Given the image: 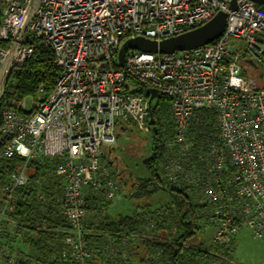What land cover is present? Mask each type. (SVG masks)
<instances>
[{
	"label": "built area",
	"instance_id": "2783aa9c",
	"mask_svg": "<svg viewBox=\"0 0 264 264\" xmlns=\"http://www.w3.org/2000/svg\"><path fill=\"white\" fill-rule=\"evenodd\" d=\"M231 2L0 0V99L11 70L28 61L36 47L51 51L59 71L49 95L40 88L29 109L20 100L14 110L1 112L0 163L13 156L62 159L57 168L66 180L62 207L73 229L65 239L69 251L61 258L80 264L90 257L79 239L80 222L86 218L83 190L92 187L107 199L114 196L112 180L100 173L102 148L152 142L150 107L139 88L169 99L175 144L182 155L190 149L187 122L197 121L201 108L215 110L216 137L208 143V159L197 157L205 167L201 177L195 172L194 182L201 192L233 202L224 219H216L218 230L234 235L245 227L252 239H264V91L257 78L243 76L241 65L245 59L264 69V9L250 0H235L234 8ZM218 13L226 19L215 41L172 55L131 51L123 67H114L126 40L160 42L199 28ZM180 163L176 155L166 157L162 165L167 179L193 178V168ZM26 181L22 168L8 177L5 192ZM9 198L10 193L5 208ZM16 261L0 250V264H20Z\"/></svg>",
	"mask_w": 264,
	"mask_h": 264
},
{
	"label": "trees",
	"instance_id": "16d2710c",
	"mask_svg": "<svg viewBox=\"0 0 264 264\" xmlns=\"http://www.w3.org/2000/svg\"><path fill=\"white\" fill-rule=\"evenodd\" d=\"M243 58L244 56L240 60ZM241 63L248 70L253 69L254 73L260 71L259 67L254 69L247 64L245 59ZM113 65L115 68L120 67L116 62ZM242 72L243 76L254 78L246 75L244 70ZM259 73L258 82L263 90L260 82L264 73ZM58 74L59 71L52 62L51 51L36 47L28 61L11 70L0 99V114L4 109L14 110L20 100H32L40 88L45 95H49L54 89ZM138 91L148 100L149 95L144 90L139 88ZM156 98L158 101L154 105L150 104L149 109L156 132L152 135L150 133V153L146 160L141 161L147 175L138 180L133 196L145 199L163 191L170 195V202L155 207L149 204L137 205L135 209L124 211L123 214L110 208L123 187L124 179L121 177L122 170L116 172L120 182L112 178L111 162H105V159L113 156V151H130H124L128 149L125 147L109 146L113 150L106 155L102 151L99 165L100 173H107L108 179L112 180L114 196L107 199L103 193L92 187L83 190L82 208L86 210V218L80 222L82 235L79 239L83 251L89 253L90 257L84 258L80 264H130L140 248L151 253L148 259L146 255L142 257L141 263L147 261L155 264L152 259L154 255L163 264H231L235 237L246 228L241 227L234 235L218 230L216 221L224 219L225 208L230 207L233 202H224L215 192H201L194 182L197 177L195 172L201 177L205 167V163L201 164L197 157H201L203 161L208 159V143L213 142L216 137L213 134L215 110L201 108L196 112L198 120L187 122L190 149L182 155L179 146L175 144L169 99ZM161 100L166 103L161 105ZM163 118L168 120L167 124L163 123ZM175 155L177 165L182 166L181 161L193 168V178L188 181L175 177L174 181L167 179L161 163L166 157L169 160ZM61 161L58 157L39 156L26 161L13 156L0 163V210L4 208L5 218L1 225L0 250L17 255L20 264H77L68 259V256L61 258L63 252L69 251L65 239L72 235L73 229L63 213L62 197L66 190V180L57 173ZM22 168L27 181L23 186L9 192L10 198L5 208L3 205L9 195L5 192L8 177L18 174ZM228 173L233 176L235 169L231 168ZM175 175L178 176L177 172ZM163 185L166 186V191ZM209 230L213 232L212 235L210 232L208 250L202 252L198 248L194 249L193 246L201 242L200 233L205 232L208 235ZM214 236L218 238L217 241ZM227 257L229 261L226 260Z\"/></svg>",
	"mask_w": 264,
	"mask_h": 264
},
{
	"label": "rangeland",
	"instance_id": "374dc122",
	"mask_svg": "<svg viewBox=\"0 0 264 264\" xmlns=\"http://www.w3.org/2000/svg\"><path fill=\"white\" fill-rule=\"evenodd\" d=\"M242 70L245 71L246 75L256 77L259 81V72L264 73V69L261 67L259 72H255L252 69V71L248 70L242 63ZM260 84L264 87V77H262ZM264 90V89H263ZM157 98H153L151 100V105H154L157 102ZM26 107L27 109L31 106V98L26 99ZM166 103L165 100H161L160 104ZM163 123L167 124L168 120L163 118ZM130 145V144H128ZM113 150V147H103L102 151L104 155H106L108 152H111ZM124 151H130V152H117L113 151V156H110L105 159V162H111L110 165V172L112 175V178H114L117 182H120L119 177H117L116 172H120L122 170L123 175L121 174V177H123V187L120 188V191L118 192V196L115 197L114 201H112V205L110 208L117 209L119 214H123L124 209H135L137 205L141 204H149L153 207L161 205V204H167L170 202V195L166 192L160 191L157 194H154L152 197L145 198V199H139L136 196H133V194L136 192V187L138 185V180L146 177L147 172L144 169L143 165L141 164L142 160H146L150 153V146H133L132 144L128 149H125ZM118 159V160H117ZM143 163V162H142ZM162 167V163H161ZM163 170V168H162ZM164 171V170H163ZM126 179V180H125ZM122 183V182H121ZM134 184V185H132ZM164 191H166V186L163 185ZM130 193H132L130 195ZM129 197V198H128ZM212 228V227H211ZM210 232L212 235L213 231L209 230V234L207 235L205 232L200 233L199 238L201 242H198L196 245H194V249L198 248L202 252H205V250H208V246L210 244ZM216 238V236H214ZM163 239V237H162ZM145 248H140V250L133 256V260L130 264H149L147 261L140 262V259L142 257H145L148 259V253H146ZM151 254V253H150ZM17 256V255H16ZM158 256V254H157ZM144 259V258H143ZM153 262L155 264H163L156 256L152 255ZM231 264H264V240L258 241L254 240L250 237V232L246 229H243L240 233H238L235 237L234 243L232 245V256H231ZM128 260V258H127ZM227 261H229L228 257L226 258ZM18 263V261H16ZM95 264H98L97 262H93Z\"/></svg>",
	"mask_w": 264,
	"mask_h": 264
},
{
	"label": "water",
	"instance_id": "95a60500",
	"mask_svg": "<svg viewBox=\"0 0 264 264\" xmlns=\"http://www.w3.org/2000/svg\"><path fill=\"white\" fill-rule=\"evenodd\" d=\"M258 6L264 8V0H250ZM235 7V0L231 2V8ZM226 15L223 13L216 14L208 23L194 30L183 33L179 36L168 38L160 42H156L143 37H136L126 40L117 52L118 66L123 67L125 55L129 51L141 52L151 55H172L174 53L192 51L218 39L223 33L225 27ZM251 67L256 69V65L252 61H247ZM149 95L148 104L150 107L151 100L156 97L154 90H147ZM149 132L155 134L156 130L154 121L149 115Z\"/></svg>",
	"mask_w": 264,
	"mask_h": 264
},
{
	"label": "crops",
	"instance_id": "0c3cea01",
	"mask_svg": "<svg viewBox=\"0 0 264 264\" xmlns=\"http://www.w3.org/2000/svg\"><path fill=\"white\" fill-rule=\"evenodd\" d=\"M117 210V209H116ZM130 209H124V211H129ZM118 211V210H117ZM13 255V254H12ZM14 256V258L18 261V259H17V256L16 255H13ZM19 262V261H18Z\"/></svg>",
	"mask_w": 264,
	"mask_h": 264
},
{
	"label": "flooded vegetation",
	"instance_id": "af4514ba",
	"mask_svg": "<svg viewBox=\"0 0 264 264\" xmlns=\"http://www.w3.org/2000/svg\"><path fill=\"white\" fill-rule=\"evenodd\" d=\"M257 66V65H256ZM258 67V66H257Z\"/></svg>",
	"mask_w": 264,
	"mask_h": 264
}]
</instances>
